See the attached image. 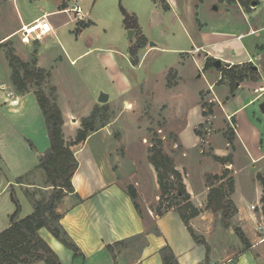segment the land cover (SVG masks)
Here are the masks:
<instances>
[{
    "label": "crops",
    "instance_id": "obj_1",
    "mask_svg": "<svg viewBox=\"0 0 264 264\" xmlns=\"http://www.w3.org/2000/svg\"><path fill=\"white\" fill-rule=\"evenodd\" d=\"M28 1L0 0V3H13L16 11L14 25L7 31L0 29V233L12 226L11 217L17 210L14 202L11 207H4L1 203L5 199L2 200V197L9 194L15 196L17 188H21L30 200L28 193L34 185L26 180L34 171L38 173L37 176H44V171L39 168L40 157L50 148L45 118L34 91L30 89L29 92L20 93L12 82V69L7 58L9 44L24 62L36 58L38 69L51 72L50 80L57 88L67 141L76 138L82 128V120L90 117L97 106L104 105L102 107L113 111L117 108L120 113L123 110L140 112L144 106H150L166 113L168 129L177 130L179 151L170 155L175 160L176 168L182 172L191 201L197 208L208 205V177L221 176L222 171L229 167L235 180V191L231 196L237 208L235 218L250 235L251 247L242 249L236 255L232 248L214 250L209 264H264V253L260 249L264 243V188L258 179L259 174L264 175V112L260 108L264 103V0L254 1L248 9L239 0H165L169 10H165L156 0H144L152 14L148 28L140 24L139 14L127 11L138 18L140 25L139 33L135 31L132 39L127 37L129 30L124 25L122 13L121 29L126 35L120 43L106 47H94L88 36L91 27L96 25L91 20L93 11L85 13L82 10L78 14L74 11L81 9L77 0H67L65 8L61 7L63 0H55L53 8L39 6L43 1L39 0L37 7H32L34 10ZM155 14L158 15L157 19ZM38 22L48 24L50 31L44 34L37 32L34 35L39 36L37 39L27 37L25 28ZM174 26L184 34L186 43L183 49L164 43L163 37H167L169 32L174 33ZM159 29L163 30V37L160 36L162 41L157 40V44L152 46L153 37L149 31ZM140 37H145L148 43L140 50V63L135 66L130 48ZM80 38L84 39L82 50L78 49ZM164 52L174 55L164 71L160 72L158 68L154 70L155 63L146 65L151 55L159 57ZM93 55L99 61L105 79V84L98 90L99 99L108 94L105 87H111L115 96L113 99L108 94L107 103L103 104L98 99L91 101L87 108L78 109L75 97L77 82L67 66H76ZM208 58L220 61V67L227 69L251 64L257 74L239 82L232 93L231 83L227 78L224 80L218 65L205 69ZM186 75H192L204 83L191 82ZM212 87L215 88L216 106L211 114H206L208 109L203 107L206 102L203 94ZM256 105L262 119H257L259 116L249 111ZM118 120L119 116L109 120L105 127L94 129L84 143L72 147L79 162L78 171L72 179L75 192L58 204L57 211L62 215V226L84 258H75L74 253L47 229H41L39 235L63 264H164L160 252L165 246H170L179 264H208L206 245L194 239L176 211L157 216L150 208L149 215L140 214L135 208L128 194L129 186L137 189L140 199L143 198L142 193L151 189L159 199L160 188L149 156L140 159L135 153L138 151L136 142L128 140L123 131L120 138L115 137L114 127ZM212 122L218 130L223 131L210 132L208 127ZM230 124L235 126L233 145L225 135V129ZM94 140V146L90 147ZM113 146L123 147L124 150L114 155ZM205 149L212 153L208 158L201 156ZM238 151L244 152L249 167L258 169L248 175L250 185L258 190V198L253 203L237 202V168L234 165ZM230 155H233V165L223 166L214 159L215 156L226 158ZM207 161L213 170H203L198 181L193 182L191 167ZM260 164L262 169L257 167ZM146 172L149 178L145 176ZM223 182L225 180L220 184ZM253 205L262 207L252 210ZM32 208L33 214V204ZM212 214L215 218L208 217L206 226L214 221L212 229L215 230V222L219 220L230 224L220 213ZM24 218L18 215L17 220ZM199 225H204L202 219L191 221L195 234ZM123 241L125 245L115 246ZM239 242L237 239L236 246H239ZM110 245L115 246L116 257L108 251Z\"/></svg>",
    "mask_w": 264,
    "mask_h": 264
},
{
    "label": "trees",
    "instance_id": "obj_2",
    "mask_svg": "<svg viewBox=\"0 0 264 264\" xmlns=\"http://www.w3.org/2000/svg\"><path fill=\"white\" fill-rule=\"evenodd\" d=\"M66 1L63 0L62 8L66 7ZM243 7H248L257 0H239ZM161 3L165 10H169V5L165 0H156ZM122 13L124 16V25L128 30L140 32L138 18L135 15L129 14L124 8ZM148 43L145 37H140L135 45L130 48V55L135 66L139 65L140 50ZM7 58L12 69V82L15 88L20 93L30 91L29 80L33 79L37 89L34 91L38 105L45 118L46 127L50 139L49 150L40 157L39 168L48 176V180L54 186V193L47 201L40 200L32 215L27 216L22 220H17L21 207L12 196L13 202L16 204L17 210L11 217L12 226L0 233V264H35L37 262H45L46 264H63L60 257L50 247V245L39 235V231L43 228L47 229L64 247L71 250L75 258H84L80 248L70 237L68 232L61 224L62 215L58 213V204L69 194L74 193L72 179L79 168V162L76 158L72 147L84 143L96 129L97 119L100 118V113L95 110L94 113L83 119L82 128L78 131L73 142H68L63 132L64 116L58 105L57 88L50 87V93H47L43 88L44 81L51 78V72L37 68L36 58L32 62H24L15 54L13 48L8 47ZM216 60L208 58L205 69H209L217 65ZM223 78H227L232 87V93L235 92L239 82H242L251 76L257 74V70L251 64L236 65L231 68H222ZM203 107L207 110L206 114L213 112L211 103H203ZM103 109L105 107H102ZM105 122L102 127H105ZM229 135L226 137L230 144L233 145L236 133L235 130L229 129ZM227 132V131H226ZM226 134V133H225ZM33 146V145H32ZM149 162L154 167L158 184L160 188V206L157 207L155 214L163 216L167 212L176 211L194 239L201 241L194 233L191 227V221L201 214V211L192 203L189 195L184 176L176 168L174 158L164 151L162 140H158L149 151ZM214 159L220 162L223 166L233 165V155L226 158L215 156ZM233 171L230 168H225L222 175H214L208 177V185L210 193L208 196V210L214 214H221L224 220H229L232 213H236L237 209L234 206L231 196L235 191V180L232 177ZM258 179L264 188V175L259 174ZM219 187H214L215 181H222ZM128 194L134 202L135 208L140 214H143L141 205L138 201L139 194L137 189L131 185L128 187ZM263 213H264V194L262 198ZM233 209V210H232ZM156 230V229H155ZM237 234L245 244L246 250L251 247L249 240L240 230H236ZM159 234V232H158ZM126 242L116 243L115 246L125 245ZM206 245V243H204ZM114 245L108 246V251L116 257V249ZM207 263L209 261V248L207 247ZM161 256L164 264H179L173 250L170 246H165L161 250Z\"/></svg>",
    "mask_w": 264,
    "mask_h": 264
},
{
    "label": "rangeland",
    "instance_id": "obj_3",
    "mask_svg": "<svg viewBox=\"0 0 264 264\" xmlns=\"http://www.w3.org/2000/svg\"><path fill=\"white\" fill-rule=\"evenodd\" d=\"M21 1L23 2L24 0H20V2ZM28 2L31 6V9L34 10L32 7H37L40 1L29 0ZM54 3L55 0H43L42 3L39 4V6L47 5L49 6V8H53V6H55ZM77 3H79L81 6V12L82 10L85 13H89L91 12V10L93 11L91 20H93L96 25L91 27L92 30L88 34V36L93 41L94 47H98V46L106 47L108 44H118L122 41V38L126 34L121 29V21H122L121 8H124L129 13L136 12L137 14H139L138 16L141 20L140 24L143 25V27L145 25L146 28H148L147 26H149V20L150 17L152 16V14L150 15L149 13L150 11H148L149 9L148 4L144 0H77ZM160 13H163V11ZM15 15H16V11H15V5L13 3L11 2L9 4L0 3L1 31H5V30L7 31L9 28H11V26L14 25L16 20ZM154 17H156L157 19L158 15L155 14ZM172 29L174 33L169 32L167 37H163V30L161 29L153 32L149 31L153 37L151 43L157 44V40L161 42L162 39L160 38V36L162 35V37L165 38L164 43L166 46L169 47L177 46L180 49H183L186 43V40L184 39V34H182L179 31V29L175 28V26L172 27ZM173 36L175 37L173 38ZM127 37H129V31L127 32ZM83 42L84 39L80 38L78 42L79 44L78 49L80 50L83 49ZM7 46L11 47V45L9 44ZM173 57L174 55L165 52L163 54H160L159 57L153 54L151 55L150 58L147 59L146 65L149 64L150 62H152V64L155 63L154 70L157 71L158 68V70L162 72L164 71L163 70L164 68L166 67L168 68V66L171 64L172 60L174 59ZM67 68L69 73L72 75L73 78L76 79L77 82L75 87V97L77 100L76 106L78 109L87 108V106L91 104V101H97L99 99L98 90L101 86L105 84L102 67L100 66L99 61L96 59L95 55H93L81 60L79 64H77L76 66H71L70 64H68ZM0 69H2L1 64H0ZM139 75L142 76V73H139ZM186 76H188L191 82L204 83L202 82L203 80L200 81L191 77L192 75L191 76L186 75ZM51 80H48L47 78L44 81L43 88L47 93H50V87L53 86ZM35 83L36 82L33 79L29 80V86L33 91L37 89ZM63 88L67 89L65 85H63ZM105 88L108 94H111V98L114 99L115 92L112 90V88L111 87H105ZM212 90L213 91L210 90L208 92H204L203 98L207 103H213L215 107L216 103L214 102V100H217L215 98L216 93H214L215 88L212 87ZM102 106L104 105L97 106L94 109V111L98 110V113H100L99 114L100 118L97 119V122L95 124L96 128H99L105 122H108L109 120H114L117 116H119L118 124L116 125V127H114L115 129L114 135L116 138H120L121 132L123 131V133L125 134L128 140L131 139L132 141H135L136 148L138 150L135 151V153L138 157H140V159L141 157L142 159H145L147 155L149 156L150 153L149 151L152 148V145H155V143L158 140L163 141L164 151L169 155L170 153L179 151L180 146L176 140L177 130L176 129L171 130L170 128L168 129V117L166 116V113H164L161 109H157V108L155 109L150 106L149 107L144 106V109H142L140 112L129 113L123 110L122 111L123 113H120L121 111L117 112L118 110L117 108H114L113 111L111 110V108L108 107L103 109ZM121 109L122 107H120V110ZM249 111L252 113V115L255 112L259 116L257 119L259 118L262 119L261 118L262 115L260 114L259 107L257 105L250 108ZM234 128L235 126L232 124L226 127L225 130L227 132L225 135L227 134L229 135L230 132L229 129L234 130ZM208 129H210V132L223 131V130H218L213 122L212 124H209ZM71 141L73 142V139H70L68 142ZM94 143L95 140L91 142L90 147L94 146ZM122 149L123 147L119 148L118 146H113L112 153L115 155L116 153H118V151H121ZM202 152L203 154L201 156L205 158H208L212 154L211 152H208L207 149H205ZM142 162L144 163L146 161L142 160ZM234 166L235 168H237V183H238L237 202L238 203L241 202V204L248 202L249 203L255 202L256 199L258 198V190L254 185L252 184L250 185V178H249L250 176L248 175L251 174V171L258 169L257 168L253 169L252 166L251 167L248 166L247 158L244 156V152L242 151L241 152L238 151V153L236 154V161ZM257 167L262 169L263 166L262 164H260L257 165ZM191 168L192 169H190L191 170L190 172L192 176L190 175V177L193 182L198 181V177L203 172V170H213L212 165L211 163H209V161L201 165L197 164L195 167H191ZM147 174L148 173L146 172L145 176L149 178V174L148 175ZM37 175L38 173L34 171L30 174V176L26 180L29 184L34 185L31 192L28 193L30 200L29 198H27L25 192L21 188H17L16 190L15 194L17 195H15V198L21 207L19 215H21L22 217H27L32 214L33 212L32 204L34 205L35 208L40 200H44V201L49 200L55 191L54 186H52V183L48 180V176L46 174H44V176H37ZM214 185H217L215 187H219L221 184L219 181L217 182L215 181ZM141 195L143 198L140 199L139 197L138 201L141 205L142 212L146 213V215H149L148 213L150 208L155 213L157 207L160 206L161 202L154 195L153 189L147 190L145 194L142 193ZM158 195L160 196V191H158ZM2 200L3 202L1 204L4 207L7 206L11 207L13 205L12 203L13 199L11 197V194L2 197ZM261 207L262 206H257V209ZM198 209L201 211V214L196 218L200 220L202 219V223L204 225H199V227H196L197 230L195 231L196 232L195 235L201 241H203V244L206 243V247L209 248L208 264L210 262V257H211L210 255L214 250L216 252L217 250L221 251L223 249L232 248L233 250L235 249L234 251L235 254L234 253L233 254L236 255L239 252H241L242 249H246L245 244L242 242L236 230L240 229L247 237V239L249 238L250 235L248 236L243 226H241L240 223L237 221V218H235L237 212L231 214V217L228 220L230 221L229 225H226L225 222L222 223L223 221L221 222L220 220L216 221L215 222L216 227L214 230V228L212 229L214 225V221L212 223L209 222L210 225L208 226H206L207 222H205L206 219H208V217H214V215L212 214L213 212L208 210L207 206L205 208H198ZM262 232L264 233V229L262 230ZM237 239L240 240L238 244L239 246H236ZM236 247H238L237 253H236ZM260 247L262 253H264V243Z\"/></svg>",
    "mask_w": 264,
    "mask_h": 264
},
{
    "label": "built area",
    "instance_id": "obj_4",
    "mask_svg": "<svg viewBox=\"0 0 264 264\" xmlns=\"http://www.w3.org/2000/svg\"><path fill=\"white\" fill-rule=\"evenodd\" d=\"M74 11H77V13L78 14H80L81 13V9L80 8H78V9H74ZM37 25L36 26H33L31 29H26L25 28V34H26V36L27 37H34V35L37 33V32H39V31H41V33H45L46 31H50V26L48 25V24H45V23H43V22H38V23H36ZM35 27H39L38 28V30L37 31H35V32H31V30H33ZM35 39H37V38H39V36L37 35V36H35L34 37ZM211 90H212V88H211ZM256 208H257V206L256 205H253L252 206V210H256Z\"/></svg>",
    "mask_w": 264,
    "mask_h": 264
},
{
    "label": "water",
    "instance_id": "obj_5",
    "mask_svg": "<svg viewBox=\"0 0 264 264\" xmlns=\"http://www.w3.org/2000/svg\"><path fill=\"white\" fill-rule=\"evenodd\" d=\"M135 31L134 30H129V37L132 39L134 37ZM152 46H154V43H152ZM217 65L220 67L222 65V63L220 61L217 62ZM109 100L107 95H103L100 97L99 101L101 103H107ZM261 110L264 112V103L261 105Z\"/></svg>",
    "mask_w": 264,
    "mask_h": 264
},
{
    "label": "bare ground",
    "instance_id": "obj_6",
    "mask_svg": "<svg viewBox=\"0 0 264 264\" xmlns=\"http://www.w3.org/2000/svg\"><path fill=\"white\" fill-rule=\"evenodd\" d=\"M36 26V25H33ZM33 26L27 27L26 29H31ZM39 27H35L33 30H31V32H35L38 30Z\"/></svg>",
    "mask_w": 264,
    "mask_h": 264
}]
</instances>
